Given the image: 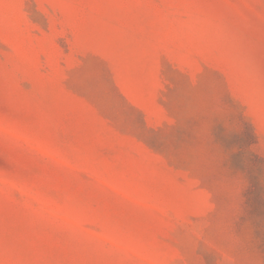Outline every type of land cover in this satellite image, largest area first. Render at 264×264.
I'll return each instance as SVG.
<instances>
[{"label":"rangeland","instance_id":"374dc122","mask_svg":"<svg viewBox=\"0 0 264 264\" xmlns=\"http://www.w3.org/2000/svg\"><path fill=\"white\" fill-rule=\"evenodd\" d=\"M0 264H264V0H0Z\"/></svg>","mask_w":264,"mask_h":264}]
</instances>
